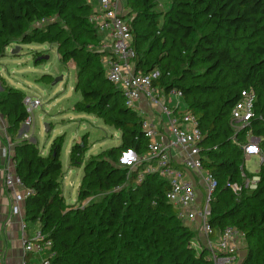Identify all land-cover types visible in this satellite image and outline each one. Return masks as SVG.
<instances>
[{
    "label": "trees",
    "instance_id": "16d2710c",
    "mask_svg": "<svg viewBox=\"0 0 264 264\" xmlns=\"http://www.w3.org/2000/svg\"><path fill=\"white\" fill-rule=\"evenodd\" d=\"M156 1L123 3L129 11L137 70L159 69L162 83L183 90L187 108L199 117L205 135V165L218 180L210 221L217 229L232 225L245 235L240 264H264V162L257 188L244 198L236 200L230 187L222 188L223 179L232 184L243 179L240 144L247 130L262 138L264 151V0H172L163 12L155 10ZM93 12L87 0H0V56L13 43H57L60 60L73 59L79 66L75 90L82 99L75 110L96 114L122 132L120 144L86 163L78 190V200L85 203L68 206L58 181L63 139L54 140L46 155L32 141H17L30 113L24 92L6 85L0 92V111L16 141V171L34 191L24 202L25 220L40 221L41 232L52 241L51 264H213L200 230L167 200L168 180L158 173H146L140 180L145 162L129 169L112 161L131 150L143 157L147 140L141 117L126 106L121 90L106 75L100 33L90 21ZM245 32L251 37L250 53L237 60L228 38ZM169 42L189 57L192 69L161 50ZM202 64L209 65L201 77L205 81L187 84V79L200 78L193 75ZM226 68L239 72L236 83L221 85L226 75L220 81L206 79ZM243 89L256 92V117L236 133L231 109ZM85 148L73 146L74 164L81 163ZM226 193L223 209L220 202Z\"/></svg>",
    "mask_w": 264,
    "mask_h": 264
},
{
    "label": "built area",
    "instance_id": "2783aa9c",
    "mask_svg": "<svg viewBox=\"0 0 264 264\" xmlns=\"http://www.w3.org/2000/svg\"><path fill=\"white\" fill-rule=\"evenodd\" d=\"M124 1L87 0L94 6L90 21L100 33V49L104 52L106 75L121 90L126 106L141 117L147 152L139 158L135 151H128L135 156L133 159L136 163H146L139 179L142 180L146 173H158L166 178L169 182L167 200L177 208L184 221L202 232L203 242L210 251L213 264H239L243 258L239 242L240 230L232 225L217 229L210 221L211 202L218 180L205 165V135L199 117L187 108L181 88H168L162 83L159 69L148 73L137 70L134 36ZM256 100L257 95L253 89L241 90L239 99L231 109V122L236 133L247 129L256 117ZM24 103L29 113L41 105L39 99L29 96L25 97ZM31 123L30 117L24 122L19 132L21 140L31 141L28 133L24 132L25 126ZM261 142V137L247 130L246 140L240 144L244 157L259 156L262 164L264 151ZM4 156L11 160V150H5ZM259 170L249 177L242 168V176L249 189L257 188ZM5 186L14 192L13 213L22 215V203L34 193L33 189L17 173L16 167L7 169ZM232 186L237 187L238 184L233 183ZM22 225L25 229L23 219ZM51 247L52 241L46 239L41 230L34 239L24 237L25 254H44V257L32 264H51L55 256V252H49ZM0 264H3L1 252ZM22 264H27L26 260Z\"/></svg>",
    "mask_w": 264,
    "mask_h": 264
},
{
    "label": "rangeland",
    "instance_id": "374dc122",
    "mask_svg": "<svg viewBox=\"0 0 264 264\" xmlns=\"http://www.w3.org/2000/svg\"><path fill=\"white\" fill-rule=\"evenodd\" d=\"M171 6L172 0H157L155 10L163 12ZM228 41L230 42L231 55L237 60L244 59L249 55L251 37L248 36V33L245 32L238 36L231 35ZM16 46L17 43L10 44L8 48L6 47L5 53L0 56V74L3 77L0 81V92L6 85H10L24 92L26 96L41 101V105L30 113L32 123L30 126H25L24 132H27L31 141L37 144L41 154L48 153L54 140L63 139L62 172L58 180L60 188L68 206L75 207L84 204L85 201L80 202L78 200V190L84 176L86 163L92 158L107 155L108 150L120 144L122 132L96 114L75 110V104L82 99L81 93L75 90V85L79 81L77 77L79 66L73 59L66 63L60 60L57 43L20 44L19 52L12 54V49ZM177 46L169 42L161 50L173 56V60L176 57L179 58L181 67L192 69L189 57L181 54ZM244 64L246 63L244 62ZM207 67H209L208 64H202L194 68L197 74L193 76L200 78L187 79L186 83L204 82V78L201 77ZM44 75L46 76L43 77ZM86 75L87 73L84 72L81 85ZM224 75H226V82L221 83L223 86L234 81L236 83L239 79V72L232 68H226L222 74H212L206 79L213 81L217 77L220 81ZM76 144L84 145L86 148L81 155V163L74 164L71 151ZM133 157L135 156L126 152L112 161L118 166L133 169L142 163V161L136 163ZM140 157L142 158V156ZM244 159V172L249 177L255 175L260 169V157L254 155ZM69 170H71L70 173ZM237 184V187H233L231 182L223 179L222 188L230 187L236 200L244 198L252 190L247 187L244 179L238 181ZM227 194L221 197L220 206L223 209L226 208ZM189 227L193 228L192 226ZM40 228V221H29V238L34 239L36 231ZM240 234L239 241L242 246L243 253L241 256L243 257L246 252L247 241L242 231ZM200 248L198 243L197 249Z\"/></svg>",
    "mask_w": 264,
    "mask_h": 264
},
{
    "label": "crops",
    "instance_id": "0c3cea01",
    "mask_svg": "<svg viewBox=\"0 0 264 264\" xmlns=\"http://www.w3.org/2000/svg\"><path fill=\"white\" fill-rule=\"evenodd\" d=\"M0 76L2 77L1 74ZM20 140L21 137L17 139V141ZM15 142L16 141H12L10 138L8 121L0 111V252L2 254V262L3 264H22V262L26 260L27 264H32L41 257H44V254H25L24 237H30L28 233V222L25 220V203H22V215H15L13 213V204L15 202L14 192L5 186L7 169L16 167L13 158V147ZM8 149H10L12 153L11 160L4 156V151ZM46 154L43 153V155ZM70 172L71 170H69V173ZM198 191L201 192L200 187H198ZM22 219L25 220V229H23ZM40 230L41 228L36 231V234ZM203 238L202 232L200 231V240L202 242Z\"/></svg>",
    "mask_w": 264,
    "mask_h": 264
},
{
    "label": "water",
    "instance_id": "95a60500",
    "mask_svg": "<svg viewBox=\"0 0 264 264\" xmlns=\"http://www.w3.org/2000/svg\"><path fill=\"white\" fill-rule=\"evenodd\" d=\"M20 49H21L20 44H17V46L14 49H12V54H17ZM47 129H49L48 126H47Z\"/></svg>",
    "mask_w": 264,
    "mask_h": 264
}]
</instances>
